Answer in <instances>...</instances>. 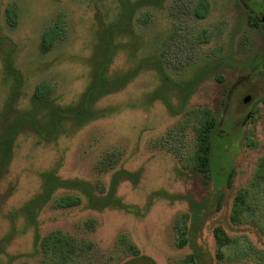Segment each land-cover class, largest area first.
<instances>
[{"label": "rangeland", "instance_id": "374dc122", "mask_svg": "<svg viewBox=\"0 0 264 264\" xmlns=\"http://www.w3.org/2000/svg\"><path fill=\"white\" fill-rule=\"evenodd\" d=\"M12 2L18 7L15 25L8 24L5 16V8ZM196 2L161 0L155 6L143 7L150 16L147 21L135 24L143 38L139 56L160 62L173 78L189 80L208 61L227 57L242 60L249 48L255 50L264 45L262 32L247 23V12L263 8L259 2L209 0L210 12L201 19L192 13ZM59 12L66 16L65 36L50 51L43 52L40 48L42 33ZM117 12L116 0H0V24L17 47L16 64L25 81L17 106L30 105L35 86L41 81L52 85L58 103H76L91 78L89 59L101 23L114 20ZM204 30L206 35L211 34L208 41L197 38ZM130 66L126 54L120 51L111 70L120 71ZM247 74L237 69L228 75L235 79L226 107L219 113L220 138L213 148L214 182L211 180L209 184L202 177L192 175L195 132L192 120L188 123L182 120L189 109H220L222 84L213 77L200 82L184 111L174 114L163 99H151L161 79L156 70L148 67L125 88L97 102L100 108L113 107L112 112L61 135L56 142L39 140L30 132L21 134L8 171L0 181V241L12 234L10 241L2 244L6 253H0V264L23 261L42 264L41 253L34 250L35 227L23 217L12 215L40 192V172L51 168H56L63 178L84 179L99 185L103 191L116 170L141 171L137 183L124 179L118 185L116 194L125 208L93 210L86 206L85 199L75 206L58 207L53 199L63 192L59 191L40 211L37 225L41 235L60 229L93 242L90 256L78 264H119L129 258L121 243L122 236L158 264H176L193 251L190 244H177L178 218L191 213V200L213 197L219 188L224 192L220 202L213 204L197 231V245L206 264H264L260 223L252 220L235 225L230 220L236 191L251 183L264 159V104L259 100L252 108L242 104L246 93L258 99L264 91V63ZM8 92L9 83L5 81L0 59V112ZM172 102L176 106L180 103L176 97ZM249 112L250 117H247ZM111 159L113 165H110ZM230 169L234 171L231 185L223 183L218 187L216 182H224ZM183 197L187 198L181 199ZM261 198L264 199V192ZM261 202L264 204L263 200ZM92 219L94 226H86V221ZM186 223H190L189 220ZM216 226H223L230 235L240 238L241 244L242 236L246 235L255 255L250 259L248 256L239 258L234 257L232 251L218 257L213 234Z\"/></svg>", "mask_w": 264, "mask_h": 264}, {"label": "trees", "instance_id": "16d2710c", "mask_svg": "<svg viewBox=\"0 0 264 264\" xmlns=\"http://www.w3.org/2000/svg\"><path fill=\"white\" fill-rule=\"evenodd\" d=\"M116 1L118 5L116 18L105 24L102 22L99 33H97L95 49L89 59L91 78L88 85L80 99L69 105L58 103L53 94L52 85L47 81H41L35 86L30 105L26 108L17 106L23 92L24 75L16 64L17 47L0 24V59L5 81L9 83L4 109L0 112V181L8 171L16 140L21 134L30 132L39 140L56 142L61 135L112 112L113 107L100 108L96 106L97 102L107 95L122 90L150 67L156 70L161 79V84L158 90L152 93L151 99H163L166 107L174 114L184 111L189 98L197 90L200 82L213 77L222 84L220 109L209 107L189 109L182 120L187 123L192 120L195 132L194 150L191 156L193 165L190 168L192 175L202 177L206 184H209L211 180L214 182L213 148L220 138L218 135L219 113L222 114L226 107L230 86L235 79V77L228 78V75L233 74L237 69L243 74L258 69L264 63V45H260L255 50L249 48L242 60L236 61L227 57L208 61L189 80H179L166 73L160 62L150 57L139 56L143 38L135 29L136 21H147L150 13L142 8L160 4L161 0ZM242 8L245 10L243 6ZM192 9L196 18H205L210 12V2L209 0H197ZM5 16L8 24H16L18 20L16 3L12 2L6 6ZM65 22V13L59 12L55 21L43 31L40 43L43 52L50 51L55 43L65 36ZM247 23L259 29L264 35L259 20L250 12H247ZM206 33L205 30L198 33L197 38L208 41L211 34L206 35ZM120 51L126 54L131 66L124 70L112 71V64ZM252 57L254 62H251ZM257 58L258 62H256ZM252 65L254 66L250 70H243L244 67L247 69ZM174 97L180 101L177 106L172 102ZM259 102L264 104V95L260 97ZM110 165H113V159ZM140 174V170L118 169L113 173L108 188L103 191L99 185L96 186L84 179L63 178L59 176L56 168L46 169L40 172L42 182L40 192L23 203L12 216L14 218L21 216L26 223L35 227L34 250L41 253L42 264H78L90 256L94 248L93 242L78 239L60 229H54L41 235L37 225L40 211L59 191L63 192L53 199V204L58 207L75 206L85 199L86 206L93 210H103L108 207L125 208L126 205L116 194L118 185L124 179H131L137 183ZM233 176L234 171L230 169L224 182H216L217 186L221 187L223 183L231 185ZM219 189L213 197L206 196L200 200H191V213L178 218L177 244L179 246L190 244L193 251L179 259L176 264H206V259L197 245V231L207 219L213 204L220 202L224 192L222 188ZM263 192L264 159L261 160L251 183L236 191L230 220L235 225L252 220L258 225L260 223L259 227H263L264 236V204L261 202V200L264 201L261 198ZM188 220L189 225L186 223ZM85 224L88 227L94 226V220H88ZM213 234L218 257L222 258L232 251L235 252L234 257L239 258L248 256L250 259L255 255L252 242L246 235L242 236L244 241L241 244V239L230 235L223 226L214 227ZM11 235L8 234L1 238L0 253H6L2 244L10 241ZM121 243L130 257L119 264H158L151 256L141 253L126 236L121 237ZM10 257L18 256L10 255ZM20 264H28V262L23 261Z\"/></svg>", "mask_w": 264, "mask_h": 264}, {"label": "flooded vegetation", "instance_id": "af4514ba", "mask_svg": "<svg viewBox=\"0 0 264 264\" xmlns=\"http://www.w3.org/2000/svg\"><path fill=\"white\" fill-rule=\"evenodd\" d=\"M263 8L262 9H260V11H257L255 8L254 9H252L251 11H249L250 13H252V14H254L256 17H257V19L259 20V23H260V25H261V27H262V30H263V33H264V27H263V25L261 24V22H260V17H261V15L263 14V12H264V5L262 6ZM256 10V11H255ZM249 74V73H248ZM247 74V75H248ZM243 77V76H242ZM241 77V78H242ZM262 95H264V91L262 92V94H261V96ZM245 96H250L251 97V100L249 101V102H244V97H242V104L244 105V107H249V108H252V107H256V105H258L259 103H258V100H260V97L258 98V99H255V98H253V94L252 93H246L245 94ZM247 117H250V112L247 114Z\"/></svg>", "mask_w": 264, "mask_h": 264}, {"label": "water", "instance_id": "95a60500", "mask_svg": "<svg viewBox=\"0 0 264 264\" xmlns=\"http://www.w3.org/2000/svg\"><path fill=\"white\" fill-rule=\"evenodd\" d=\"M254 1L259 2V4L262 5V6L264 5V0H254ZM260 22H261V24L264 27V12H263V14L260 17ZM243 100H244V102H249L251 100V97L250 96H244Z\"/></svg>", "mask_w": 264, "mask_h": 264}]
</instances>
